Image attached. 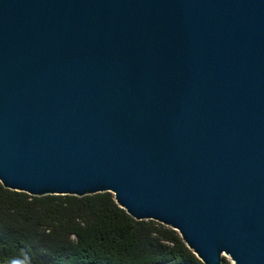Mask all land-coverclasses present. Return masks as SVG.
Segmentation results:
<instances>
[{"label": "water", "instance_id": "95a60500", "mask_svg": "<svg viewBox=\"0 0 264 264\" xmlns=\"http://www.w3.org/2000/svg\"><path fill=\"white\" fill-rule=\"evenodd\" d=\"M0 183L264 264V0H0Z\"/></svg>", "mask_w": 264, "mask_h": 264}, {"label": "trees", "instance_id": "16d2710c", "mask_svg": "<svg viewBox=\"0 0 264 264\" xmlns=\"http://www.w3.org/2000/svg\"><path fill=\"white\" fill-rule=\"evenodd\" d=\"M184 261L203 264L176 230L153 219H134L111 192L36 196L0 183V264Z\"/></svg>", "mask_w": 264, "mask_h": 264}, {"label": "rangeland", "instance_id": "374dc122", "mask_svg": "<svg viewBox=\"0 0 264 264\" xmlns=\"http://www.w3.org/2000/svg\"><path fill=\"white\" fill-rule=\"evenodd\" d=\"M221 261H224L226 264H233L232 260L228 255H224Z\"/></svg>", "mask_w": 264, "mask_h": 264}]
</instances>
